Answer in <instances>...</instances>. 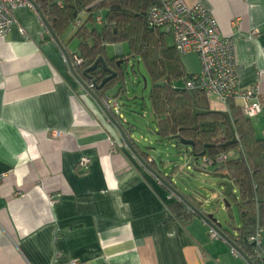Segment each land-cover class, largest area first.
Here are the masks:
<instances>
[{
  "label": "crops",
  "instance_id": "crops-1",
  "mask_svg": "<svg viewBox=\"0 0 264 264\" xmlns=\"http://www.w3.org/2000/svg\"><path fill=\"white\" fill-rule=\"evenodd\" d=\"M199 1L214 16L220 36L232 40L240 87L259 83L262 110L250 122L264 143V0ZM13 15L14 25L0 39V264H245L231 255L228 243L210 238L203 219L195 215L183 223L172 215L169 206L177 195L127 146L71 74L64 52L72 65L79 46L72 38L75 27L58 37L61 50L35 9L19 7ZM104 47L109 59L122 56L120 45ZM189 57L197 58L182 56L184 70L196 74L200 66L195 72L183 63ZM124 86L100 99L127 100ZM207 99L211 110L228 112L216 98ZM121 110L119 105V115ZM115 119L144 143L145 136L155 137L146 147L134 142L145 161L193 197L201 212L228 226L221 180L212 167L196 169L190 149L158 142L154 119L152 127ZM54 131L60 136L53 137ZM82 158L91 162L86 171L78 168ZM188 168L198 174L190 176ZM232 194L238 198L235 186ZM226 199L237 226L233 197ZM261 241L264 251V233Z\"/></svg>",
  "mask_w": 264,
  "mask_h": 264
},
{
  "label": "trees",
  "instance_id": "trees-1",
  "mask_svg": "<svg viewBox=\"0 0 264 264\" xmlns=\"http://www.w3.org/2000/svg\"><path fill=\"white\" fill-rule=\"evenodd\" d=\"M28 1L57 38L69 27H75L72 38L78 41L77 56L83 60V64L75 68L79 77L84 79L82 71L91 67L100 57L106 67L116 72L115 79L109 81L101 91L95 92L98 99L106 91L123 84V66L126 67L130 59L143 64L151 82L149 114L155 120L158 142H174L181 146L180 138L192 141L193 145L187 148L190 149L196 169L200 170L198 161L204 157L206 166L213 168V175L228 176L238 191V198H233L231 202L237 210V226L233 224L228 206V226L223 228L215 223L214 227L230 246L253 264H259L252 258L253 245L248 242V238L254 234L257 225H264V143L255 138L250 119L240 114L234 101L227 105L231 128L219 112L211 110L205 93L188 90L185 85L182 88L174 85L179 80L185 83L192 74L185 72L182 56L176 52L173 41L169 44L168 38L171 36L162 29L150 28L146 24L147 11L157 5L158 0ZM106 44L127 45L128 54L118 58L120 66L116 63L117 58L106 57ZM135 63L132 64V70H135ZM90 75L99 84L107 74L98 66ZM194 108L209 113L197 116L193 121ZM233 135L237 137L236 144L223 147L232 140ZM239 148L240 151L237 150ZM134 149L141 161L177 195L179 200L169 206L172 215L183 223L193 219L194 211H200V204L193 197L181 194L168 176L146 162L138 148L134 146ZM221 155L226 156V159L219 160Z\"/></svg>",
  "mask_w": 264,
  "mask_h": 264
},
{
  "label": "built area",
  "instance_id": "built-area-1",
  "mask_svg": "<svg viewBox=\"0 0 264 264\" xmlns=\"http://www.w3.org/2000/svg\"><path fill=\"white\" fill-rule=\"evenodd\" d=\"M19 7L34 9L28 0H0V39L5 37L14 25L13 12ZM146 24L150 28L162 29L171 36L179 56L191 54L197 56L200 70L192 74L184 83L188 90L202 91L207 96L216 98L226 107L230 101H236L239 103L240 114L250 120L261 113L259 83L246 89L240 87L232 40L220 36L214 16L201 5L199 0L193 5H189L185 0H158V4L147 11ZM82 64L83 60L80 57L72 56L73 67L78 68ZM89 87L93 89V85L90 84ZM100 101L115 117H118L119 104L116 98L106 96ZM59 136L60 132H53V137ZM114 147V144H111L112 151ZM237 150L240 151V148ZM224 159H226L224 155L219 157V160ZM148 162L150 163L151 160ZM90 163L88 158H82L78 162V168L86 171ZM206 164L207 160L203 157L198 165L200 169H205ZM188 210L192 211L189 208ZM263 233L264 225H257L254 234L248 238V242L253 245L252 258L259 264L264 262L261 241ZM209 236L212 239L220 238L227 243L212 227H209ZM230 253L234 257L242 258L245 264H253L232 246Z\"/></svg>",
  "mask_w": 264,
  "mask_h": 264
},
{
  "label": "water",
  "instance_id": "water-1",
  "mask_svg": "<svg viewBox=\"0 0 264 264\" xmlns=\"http://www.w3.org/2000/svg\"><path fill=\"white\" fill-rule=\"evenodd\" d=\"M40 17V15H39ZM41 18V17H40ZM44 26L46 27V29L48 30V33L50 34V36L53 38V40L56 42V44L59 46V48H61V50H63V47L60 43V41L58 40V38L53 34L52 30L50 29L49 25L41 18ZM64 56L66 58V61L69 65L70 68V72L71 74L74 76V78L76 79V81L85 88V90H87L88 92H90V94L93 96V98L95 99V101L100 104L104 114L107 116V118L116 126V128L119 130L123 140L125 141V143L127 144V146L136 154V156L139 158V156L137 155V152L134 149V142H138L140 143L142 146L146 147L150 142H154L156 141L155 137L154 138H150L149 136H145L146 142L144 143L142 138H140L138 133H134V131L131 128L125 129L123 128V124L119 125L118 121L115 119V116L112 114V112H110V110H108L107 108H105V106L101 103V101L96 97V95L94 94V92L92 91V89L89 87V85H93L95 91H101L105 85L116 78L117 74L116 72H114L113 70L109 69L106 67V63L103 60L102 57H100L99 59H97L94 64L85 69L84 71H82L81 76L88 82H86L84 79H82L81 77H79L73 66L71 65L70 61H69V57L68 55L64 52ZM118 66H120V61L116 62ZM100 65L101 69L105 72H107L109 74L108 77H105L102 79V81L98 84L96 82V80L90 75L91 72L95 71L97 69V67ZM209 112L206 111H200L197 109H193L192 111V119L193 121H195L197 116L200 115H207ZM227 121V123L231 126V120H230V116L228 114V112H219ZM153 119L151 117L146 118V122H148L149 124H153ZM194 129H196V127L194 126ZM126 130V131H125ZM128 131V132H127ZM156 136H159L158 132H155ZM179 142L181 144V146H192L193 142L192 141H186L184 139H179ZM237 140L235 135H233V138L231 141H229L228 143L224 144L223 147H227V146H231L236 144ZM136 147V146H135ZM138 148V147H136ZM204 155V152L202 153V156ZM140 159V158H139ZM141 160V159H140ZM151 170V169H150ZM152 171V170H151ZM152 173L155 175V173L152 171ZM156 176V175H155ZM157 177V176H156ZM217 177L221 180L219 182V186L223 188V193L222 195L224 196V204L225 207L229 206V203L227 202V197L231 194L233 198H235V196L232 194V190H233V183L230 181V179L228 178L227 175L224 174H218ZM158 178V177H157ZM158 180L165 186H167V183L164 182L161 178H158ZM191 209V208H190ZM192 210V209H191ZM193 211V210H192ZM195 215L200 217L201 219H203L210 227L214 228V224L217 223L215 221V219L213 218V215L211 214H205L201 211H194ZM218 224V223H217ZM220 226V224H218ZM217 231V229H215ZM218 232V231H217ZM220 234V233H219Z\"/></svg>",
  "mask_w": 264,
  "mask_h": 264
},
{
  "label": "rangeland",
  "instance_id": "rangeland-1",
  "mask_svg": "<svg viewBox=\"0 0 264 264\" xmlns=\"http://www.w3.org/2000/svg\"><path fill=\"white\" fill-rule=\"evenodd\" d=\"M71 30L72 29H70V31ZM109 52L110 53L112 52V54L115 53L114 46L111 47ZM121 53L123 56L128 54L127 45L121 46ZM197 60L198 59L196 57L184 58L183 63L187 64L188 70L196 69L195 70V72H196L197 71V65L199 66V62ZM137 62H138V65H137ZM134 63L135 62H133V60L130 59V65H132ZM130 65L126 66V67L123 66L124 82H123V84H119L115 87V89L118 90L120 88V86L125 85L124 87L126 88V91L128 93L127 94V100H120L119 101V105L122 107V110L120 111V115H119L118 119L120 121L125 119L126 122L130 126L143 127V126L147 125L149 127H152L151 124L146 122V118H148L149 113H150V106H149L150 104H149V100H148V94H149L150 87H151L150 78L146 72V69L144 68L143 64L140 61L136 60L135 70H133V71L130 70ZM174 85L177 88H182L184 86V81L179 80V81L175 82ZM113 92H114V90H110L109 93L112 94ZM143 112H146L147 116L145 115L143 117ZM172 146L174 148L172 147L173 149H171L170 152L173 151V153H174L175 152V146H174V144ZM181 147L184 148L185 146H181ZM166 149H167V147H163V148L161 147L162 151H165ZM165 153L169 154L168 149L166 150ZM186 170H187V172H190V176H195L198 174V172L195 170H191V169L189 170V168ZM233 207H234V205H233ZM235 210H236V208H235Z\"/></svg>",
  "mask_w": 264,
  "mask_h": 264
},
{
  "label": "flooded vegetation",
  "instance_id": "flooded-vegetation-1",
  "mask_svg": "<svg viewBox=\"0 0 264 264\" xmlns=\"http://www.w3.org/2000/svg\"><path fill=\"white\" fill-rule=\"evenodd\" d=\"M100 66V65H99ZM107 68H109V67H107ZM109 69H111V67L109 68ZM112 70V69H111ZM105 72V71H104ZM107 75L105 76V77H108L109 76V74L107 73V72H105ZM104 77V78H105ZM94 79H96V78H94ZM94 88V87H93Z\"/></svg>",
  "mask_w": 264,
  "mask_h": 264
}]
</instances>
